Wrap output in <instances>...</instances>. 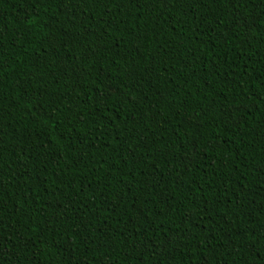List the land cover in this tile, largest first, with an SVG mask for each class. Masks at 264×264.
Instances as JSON below:
<instances>
[{
	"label": "trees",
	"instance_id": "obj_1",
	"mask_svg": "<svg viewBox=\"0 0 264 264\" xmlns=\"http://www.w3.org/2000/svg\"><path fill=\"white\" fill-rule=\"evenodd\" d=\"M0 264H264V0H0Z\"/></svg>",
	"mask_w": 264,
	"mask_h": 264
}]
</instances>
